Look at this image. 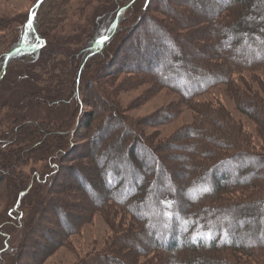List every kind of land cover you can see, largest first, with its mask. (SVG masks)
<instances>
[{"label":"rangeland","instance_id":"1","mask_svg":"<svg viewBox=\"0 0 264 264\" xmlns=\"http://www.w3.org/2000/svg\"><path fill=\"white\" fill-rule=\"evenodd\" d=\"M54 1L46 0L42 11L49 8ZM145 1L70 0L66 6L59 3L61 6L57 7L63 8L61 17L64 19L60 18L58 21L61 20L59 24L62 23L63 26L49 33V45L58 49L59 53L55 56L52 54L51 61L44 66L46 69L43 70L42 65H38L41 59L33 53L20 54L11 62L15 70L22 69L25 62H31L32 72L40 74L44 80L33 83V80H22L23 78L18 77L16 71L7 73L5 81L0 83V123L2 127L7 126L13 118L20 122L24 118L40 121V125L44 122V127L51 123V128L45 130L44 138L40 135L44 145H39L37 149L41 146V153L40 150L34 151L30 143L14 144L10 147L12 149L10 155L11 163L15 161L16 166L12 170L0 168V172L8 174L12 180L19 182L24 179L21 187L13 189L10 186L4 190L6 192L10 190L16 193L19 188L26 189L28 185L33 184L27 177H31L34 173L41 183L47 184L42 187L34 183L33 188H29L31 190L20 202V204H25V212L23 209L19 211V205L15 211L22 214L19 223H8L10 218L9 214H6V209L12 207L14 199L9 202L11 204L8 200L0 199V234L2 231L5 234V236L0 235V264H77L86 257L106 252L110 254L111 251L117 257L116 259L122 260L124 264H173L170 263L172 258L174 263L185 262L187 260L184 259L185 256L192 257L191 259L196 261V264L201 262L200 258H206L205 262H201L203 264H206V261L212 262L211 264H264V259H261L264 257V252L262 256L260 254L264 250V227L263 229L260 227L264 223V218L255 217L258 214L250 213V206L246 207L256 201V198L264 196V180H256L254 187L242 185L212 192L198 203L200 206L207 205L204 209L231 208V214L228 215L231 222L227 223L231 235L233 234L239 243L258 242L262 246L252 250L239 248L238 251L224 248L186 252L183 249L169 253L163 249H149L142 253L135 247L152 244L157 233H160L156 225L144 227L138 219H133L131 216L133 212L126 207L119 206L113 200L98 201L99 203L93 200L94 190L99 189L101 184L103 188L107 186L100 169L109 159V152H126L125 158L129 156L130 159L135 160H133L134 163L137 161L139 171L143 174V177L137 180L130 165L124 162L125 158L121 157L120 161L116 160L120 162L119 168L124 169L129 166L127 167L128 176H130L127 178L128 182L135 184V190H140L142 196L140 197L139 193L136 194L134 190L129 191L126 185H121L122 188L116 192L119 198L114 192H111V195L115 199L123 198V200L136 203L141 201L142 204L140 207L137 206V210L147 209L156 220L160 219L155 215L160 216L163 212L159 202L163 195L167 198L172 196L169 204L173 206V211L179 209L191 212L193 210V206L190 208L186 203L191 199L190 196H195L191 193L193 191L187 189L194 183L191 181L193 178L204 179L202 192H206L216 183V179L225 177L226 182H230L257 165L254 159L244 158L243 153V155L239 154L231 165L227 164L225 168L220 165L217 169L218 173H214L216 170L213 172L211 169L213 164L218 159L232 153L231 150L215 145L217 143L226 144L224 141L229 140L230 135L219 129L222 124L229 129H234L232 125L235 124V129H239L242 134L239 140L240 145L243 144L249 154L245 156L264 155V127L258 125L250 115L242 111L234 100L235 89L238 87L249 95L252 94L264 101V64L254 69L232 72L229 74L231 79L229 83L218 82L201 94L187 100L175 90L162 84L171 82L167 77L172 73L162 75L167 67L175 63L174 55L178 52H172L171 49L179 46V51H183L186 57L200 58L196 62L198 64L201 62L203 53L216 52L219 49V46H209L212 34L218 33L219 29H214L210 20L203 19L221 5L219 0H150L148 10H146L147 15H145L153 20L149 22L143 19L144 21L139 22V29L132 35L122 34L116 41L111 40L105 46L109 52L112 51L108 55L109 59L104 62V65H110L107 69L101 70L99 65L102 62L96 58L91 61L90 69L86 64V66L83 65L79 74L82 77L81 83L78 84L79 91L72 96L74 87L69 78L67 80L69 67L75 72L81 65L80 62L74 64L73 58L82 53L85 43L92 42L98 36L101 37L98 42L99 46L94 48L99 49L105 39L103 36L108 34L114 24V16L118 7L121 10V7L128 2H133L128 12L142 15L146 6ZM262 1L261 4L264 6V0ZM36 2L37 0H0V18L6 22L3 24L5 28L2 29V34L10 39L13 38V41L16 40L23 25L29 23L30 14L33 15L31 24L36 26L38 20L35 18V10L39 7H35ZM227 2L231 1L227 0ZM181 6L187 7L188 10L185 8L181 10ZM178 9L181 10L179 11L180 19L175 22L188 26L187 33L191 38L187 40L186 36H182L183 30L180 33L169 25V15L173 10ZM229 11H231L230 8ZM227 12L221 14L222 21L231 20ZM214 19L215 17L212 18L213 21ZM153 21L160 25L166 24L170 31L162 27L158 28ZM154 26L157 32L150 29ZM144 31L149 35L148 42H153L154 38L161 42L157 41L155 53L150 51L148 54H152L153 59H146L147 55H144L143 59L139 56V52L143 50L141 41L145 38L142 35ZM183 32H186V29ZM40 38H36L33 42L34 47L40 48L45 44V40ZM221 44L223 50L233 51V49L240 48L232 38L226 39ZM204 45L211 51L202 49ZM225 45L229 47L226 48ZM246 51L253 57L259 56V53L247 46ZM65 54L73 57L69 59ZM166 55L172 57L162 62V66L151 67L149 64L150 68H145L146 66L143 65L146 60L151 59V63L158 62L156 61L158 57H161L159 59L161 60ZM105 56L107 57L106 54ZM261 57H264V54H261ZM95 60L98 61L97 65L93 64ZM50 78L54 82L51 83ZM38 90H41L40 93ZM48 95H55L59 98L51 99L52 96L49 98ZM89 112L95 114L93 119L96 121L88 129L84 125L88 121ZM126 127L132 131L125 132ZM192 127L194 128L193 134L186 135L185 131ZM98 130L102 134H99L98 141L94 144L91 136ZM60 134L63 135L62 140L58 139ZM120 134L121 139L119 140ZM134 135L154 149L152 156L147 155V157L150 156L147 162H143L142 159L146 155L143 154L140 157L137 154L140 148H137L134 153L130 151V147L128 148L127 142L135 140ZM34 141H31L32 144ZM57 141H61V148L55 147ZM213 141L217 142L214 144ZM95 153L98 154L95 155ZM105 153L109 156L100 158ZM36 154L39 157L34 158L33 155ZM54 165L56 168L53 167ZM115 165H117L116 162ZM221 168L224 170L222 173L224 176H219ZM209 170L210 173L207 172ZM131 176L134 177L130 180ZM152 177L157 181L155 189ZM118 184V180L111 185L108 184L109 190L115 191ZM47 186H49V193H47ZM204 187L208 189L205 190ZM173 189L176 191L175 196L170 194ZM199 190L198 188L195 190L196 194ZM152 196L154 199H151ZM40 197L59 198L63 204H57V210H52L51 206L50 209L47 208L48 210L45 207L43 210L39 208L36 218L32 219L29 215L38 208L35 206ZM30 201L34 202L31 206L28 204ZM149 213H144L146 216L142 214L140 216L146 220ZM163 215H165L164 212ZM14 217L16 218L15 213ZM217 217L218 223H224L227 216L217 214ZM164 218L168 219L166 215ZM74 226L76 229L72 228ZM151 230L155 231L154 235ZM139 231V239L132 242L133 236ZM142 231L145 233H141ZM260 234L261 237L256 238ZM161 236L167 238L168 241V233L164 232ZM22 250L24 252H21ZM104 264H112V262L106 261Z\"/></svg>","mask_w":264,"mask_h":264},{"label":"trees","instance_id":"2","mask_svg":"<svg viewBox=\"0 0 264 264\" xmlns=\"http://www.w3.org/2000/svg\"><path fill=\"white\" fill-rule=\"evenodd\" d=\"M45 1L42 2V4L39 5L38 9L35 10V18L38 20L37 25L32 26L30 23H28L27 25H23L20 35L14 41H13V38L10 39V37H7L4 34H2V29L5 28L4 27L5 25L3 26V24H6V22L5 20H3V18H0V74L2 72L3 62H4L6 55L10 51H12L13 49L19 46L25 47L24 49H21L17 51L16 53H14L9 58L8 64L6 65L5 72L2 78L0 79V83L5 81L7 77L6 76L7 73L11 71H16L17 76L18 77L21 76L23 78L22 80H25V79H28L31 81L33 80V83H37V81L44 80V78H42L40 74L32 72L31 67H30V65L32 64L31 62L30 63L25 62L24 67H22V69L19 68L18 70L13 69V67L11 66V62L14 60L16 56L20 54L33 53L34 55L40 57L41 61L38 63V65L39 66L42 65L41 68L45 70L46 68H44V66L45 64L51 61L52 54H54L53 56H55L56 54L59 53L58 49H54L53 46L50 47L49 33L52 31L54 32L58 30L59 26L60 27L63 26L62 23L59 24L61 20L58 21L60 18L64 19L61 17L63 8L57 7V6H61V5L66 6L70 0H55L54 2H52V5L49 8L43 9L42 11V8H44ZM219 1H221V5L217 9H215L214 12L211 13V15L207 16L206 18H203L208 21L210 20L214 29L216 30L217 28L219 29L218 33L214 32L212 34L213 37H212V40L210 41L211 44H209V46H212V45L216 47L219 46L218 47L219 49H217L216 52L203 53L201 62L200 64H198L196 62L200 58L186 57V54L183 51H179V46H177L176 48L171 49L172 52L173 51H176V53L178 52L177 54L175 53L176 55H174L175 63L172 62L173 64L170 67H167L164 73L163 71L162 72L159 71L160 73H163L162 75H164L165 73L166 75L172 73V75L170 76L168 75L169 77H167L168 81L171 80V82H168L167 84L166 83H162V84L166 86L167 88L175 90L181 95V97H183L186 100L191 98L192 96L201 94L202 92L206 91L209 87L214 86L218 82L225 81L229 83V81L231 80L229 74L232 72H236L242 69L250 70V69H254L255 67L261 64H264V57H261V54H264V6H262L261 4V2L263 1L262 0H230L231 2H227V0H219ZM132 3L133 2H128L125 6L121 7V10H120V7L117 8V11L115 12V16H114L115 17L114 24H112V27L108 31V34L103 36L105 39H103L102 43L100 44L101 46L99 47V49H95L94 47L99 46L98 42L100 41V38H101L100 36H98L92 42L85 43L82 53L80 55H77L75 58H73L74 64H79L78 62H80L81 65L79 68H77L75 72L70 70V67H69L67 80L69 78L70 83L72 82V86L74 87V89L72 90L73 92L72 96L75 95V93L79 91L78 84H80L82 81V77H80L79 74L81 70L80 68L83 67V65L86 64L87 68L90 69V67L92 66L91 61H93V59L96 58V60L99 59L100 62H102L99 65L101 67V70L107 69L108 67H110V65L109 64L104 65V62H106V59H109L108 55H110L112 51L109 52V49H107L105 46L109 44L111 40L116 41L118 37H120V35L122 34L132 35L133 32L139 29V22L142 21L143 19H146L149 22L153 20L150 18V16H146L147 15L146 10H148L147 6H149L148 4L150 3V0L145 1L146 6L142 12L143 13L142 15H134L133 12L131 13L128 12V9L131 8ZM205 4L207 5L206 2ZM199 7L203 10L201 6ZM180 8L181 10H183L184 8L188 10L187 7L185 6H181ZM229 8L231 11H229ZM181 10L180 9H178L177 11L173 10L171 14L169 15L170 23L169 22L168 23L174 30L176 29L180 33H181V30L185 31L186 29V32L182 31V34L183 33L185 34V35L183 34L182 36H186L187 37L186 40H187L188 38H191L188 36V33H187V29H189L188 26H185L183 24L179 25L178 22H175L178 19H180L179 11ZM44 11H48V12L43 13ZM226 11H228L227 15L231 17V20L222 21L223 17L221 16V14ZM203 12L205 11L203 10ZM213 17H215L214 21L212 20ZM155 24H156L155 26H158V28L162 27L163 29L165 30L167 29L170 31V28L166 24L160 25L156 22ZM155 26L150 27V29L151 30L153 29L154 31L155 29H157ZM154 32H157V31L155 30ZM147 34L148 33L146 31H144L142 34L145 36V38L141 41V46L143 50L139 52V56H141L143 59L144 55L145 56L147 55L146 59L148 58L153 59L154 57L152 56V54L151 55H148V54L150 53V51L155 53L157 41L159 43L161 42L157 38L152 39L153 42H148L147 40L149 39V35ZM226 35H229V36H226ZM35 36L36 38L41 37L42 39L45 40V44H43L40 48H36L33 46V42L36 41ZM230 37L234 39V43L238 45L240 48L233 49V51H228L226 49L223 50V46L221 43L225 42L226 39L230 40L231 39ZM168 42L171 43L172 41H168ZM214 42L216 43L214 44ZM186 43L188 44V42ZM225 46L226 48L229 47L227 45ZM246 46L252 49L253 51L259 53V56L253 57L252 55H249V53L246 51ZM197 47L199 46L197 45ZM201 48L207 49V51L209 49L205 45ZM209 51L211 50L209 49ZM105 54L107 55V57L105 56ZM65 55L69 59L73 57L72 55L70 56L69 54H65ZM171 57L169 55H166V57L164 58L162 57L161 60H159L161 57H158L157 58L158 60H156L158 62L153 61V63H151L150 62L151 59H149V60H146V62H144L145 64L143 65L144 67L146 66L145 68H150V66L156 67L157 65L162 66L163 65L162 62H165L171 59ZM224 58H225V61H224ZM96 60L93 63L95 65L98 64V61ZM88 63H89V66H88ZM100 67L97 68L98 72L100 71ZM158 75L160 74L158 73ZM52 82H54L53 79H51V83ZM40 91L38 90L39 93ZM247 95L249 94L244 92L241 88L236 87L235 95H234V100L236 102V105L242 111L250 115L251 118L258 125H260L261 127H264V101L257 99L252 94L249 96ZM48 96L49 98L52 96L51 99H53L54 97L59 98L58 96H55V95H48ZM245 99L247 101H243ZM90 113L91 112H89L88 114L89 116L88 121H86L84 125L88 129L92 127L93 122L96 121L93 119L95 117V114H92V113L90 114ZM31 118L33 117L31 116ZM50 125H47L46 127H44V122L40 125V121L25 120L24 118L21 122L18 119L16 120L13 118L11 122L7 124V126L5 127H2V123H0V168L12 170L13 167L16 166L15 161L11 163V155H10L12 151L10 147L14 144L18 145L19 143L22 142V145H24L26 143H30L34 151L40 150L39 152L41 153V146L39 147V149L37 148L39 145H44L43 138H44V134L46 133L45 130H47V128H51ZM232 126H234L232 127L234 129H229L228 127H225L223 124L219 126V129L224 130V132L227 135H230L229 137L230 141L229 140L228 142L224 141L226 144H223V143L215 144L217 141L212 142L215 145L220 146L226 150H231L232 153L228 156H224L223 158L218 159L213 164L211 169H213V172L216 170V172H214L216 174L218 173L217 169L220 167V165H223L224 168L226 167L227 164L231 165L234 159H236L239 154L243 155V153H244V158L254 159L255 161H257V165L255 166L253 165L254 168H251L248 172H244L240 174L239 177H237L236 179L230 182H226L225 177L216 179L215 180L216 183H214L211 189L206 188L208 189L206 192L205 191L202 192V188L204 186V182H203L204 179L198 178L196 180L195 178H193L191 181H193L194 183H192L191 187H188L187 189L188 191H193L191 193L192 195L195 194V196L194 197L190 196L191 199H189V201L186 202L190 208L193 206L192 207L193 210L191 212H184L179 209L173 211V206L169 204L172 199V196H168L167 198L166 195H163L162 197H160L159 202L161 203L163 212L168 217V219L164 218L165 215H163V212H161L160 216L155 215L157 216L158 219H160V220H156L153 218V216H151V214L147 211V209H143V210L140 209L139 211L137 210L138 207H140L142 204L141 201L136 203L133 201L131 202V200H123V198L118 199L119 197L116 192H119L118 190L122 188L121 185H126L127 186L126 188H128L129 191L134 190L136 194L139 193V196L140 197L142 196V193L140 190L138 189L135 190L136 188L135 184L128 182L127 178H129L130 176H128L129 171L127 170V167L129 166H126L124 169L118 167V165L119 166L121 165H120V162H117L116 160L120 161V158L121 157L125 158L127 154L126 152L120 153V151H114L113 153L109 152L110 156L109 154L107 155L106 153L100 156V158L103 156H109V159L107 160V162L100 169V172L102 171V175L101 174L100 175L104 177V180L106 181L107 186H105L106 188L105 187L103 188L101 184L99 186L100 187L99 189L97 188L96 190H94V192L92 193L93 200H95L96 202L98 201L105 202V201L113 200L114 202L118 203L119 206L121 205L122 207H126L131 212H133L131 213V216L133 217V219L134 218H136V220L138 219L139 222L142 223L141 225H143L144 227L151 226L152 224L154 226L156 225L157 227L156 229H159L160 233L159 234L157 233L156 238L152 241V244L141 246V247H135L139 252H142V253L145 250H149V249H153V250L163 249L166 252L174 253L176 252V250H183V249H185L186 252H197L198 250H203V249L207 251H211V250H219V249H224V248H230V249L239 251V248H242V250H244V248H247L248 250H252L254 248H258L259 246L262 247L261 245L258 244V242L257 243L250 242L249 244H247L246 242L239 243L238 241H236L233 234L231 235L230 228L227 224L231 222V220L228 218V215L231 214V208L223 209L220 207L217 209L216 208L204 209V208H207V205L200 206L198 204L199 201L203 197L209 195L212 192L215 193L216 191L219 192L223 190L224 188H231V187L242 186V185H249V186L254 187L256 184L255 183L256 180H264V170H262V168H264V155L253 154L250 156H245L249 154H248V151H246L247 148L243 147L244 146L243 144L240 145L241 142L239 140L241 139L240 137L242 134L239 131V129L237 130L235 129L236 128L235 124ZM124 131L129 133V131L131 132L132 130L126 127ZM185 132H186V135L193 134L194 128L192 127L190 129H187ZM205 132H208V131L205 130ZM99 134H102V133L99 132L98 130L97 132H95V134H93V136H91V139L94 140V144L97 143L98 141L97 138ZM40 135H42L43 138ZM133 137L135 138V140H129L127 142L128 148L130 147V151L133 153L135 152L137 148H140V152L137 154L140 157H142L143 154L146 155V157H142V159H143V162H147L150 156H152L154 149L150 147L149 145L143 143L138 138H136L135 135ZM61 138H63V135L62 134L58 135V139L62 140ZM118 139L119 140L121 139V134ZM32 140H35L33 144L31 142ZM55 147L61 148L62 147L61 141L55 142ZM105 148L107 149V146ZM158 148L159 146L156 147V150H158ZM66 149L69 150L70 148L69 149L66 148ZM104 151L106 152V150ZM97 154L98 153H95V155ZM147 155H150V156L147 157ZM33 157L35 158L39 156H37L36 154V155H33ZM180 157L181 156H179V158ZM126 158H125L126 161L124 160V162L128 163L127 165H130L136 179L139 180L140 178H142L143 174H141L139 171V163H137V161L136 163H134L133 162L134 159L133 160L130 159L129 156H127ZM115 162L117 163V165H115ZM182 162H186V161L182 160ZM236 165H239V164H236ZM53 167L56 168V165H54ZM222 169L223 168H221L219 172L220 173L219 176H224V174H222L224 170ZM106 171L108 174L107 176H106ZM207 172L210 173V170ZM204 175L205 174L203 173V176ZM133 177L134 176H131L130 180ZM27 179L30 180V182H32L33 184L38 183V185L42 187L44 185H47V184L41 183L40 180L36 178L35 173L31 174V177H27ZM27 179L25 177V180ZM151 179H154L152 183L155 189L157 187V181H155V178L153 177ZM117 180L119 182L117 189H115V191L109 190L108 184L111 185ZM45 182L47 181L45 180ZM23 183H24V179L19 180V182H17L14 179L12 180V177H10L8 174L5 175L4 173L0 172V199L8 200V203L11 201V199H14L13 204L9 203L11 204L12 207H9L8 209H6V214L8 213L9 214L8 216L10 218L8 223H11V222L19 223L21 221L22 214L21 212H15L16 208H18V205H19V208H18L19 211H22L23 209L25 212V208H24L25 204L24 203L20 204V202L22 201L24 195H26L33 188L34 185L30 184L27 186L26 189L19 188V190H17L16 193H13V191L11 192L10 190L8 192L4 190H7L10 186H12L13 189L14 188L16 189L17 187H21V184ZM30 187L31 189L29 190ZM88 188L90 189L89 186ZM197 188L198 190L200 189L199 190L200 193L198 192L199 194L198 193L196 194L195 192ZM48 191H49V186H47V193H49ZM111 192H114L115 196L118 198L115 199L111 195ZM122 193L125 195L123 191ZM170 194L175 196L176 191L173 189L170 191ZM151 199H154V196H152ZM58 200L59 198H54V197L53 198L51 197L49 199H46V197L38 198L37 200L38 204L35 206L38 208H36L37 210L34 209L35 212L33 211L29 215V217L30 218L32 217V219H35L36 213L38 214L40 209L41 210L45 208L50 209V206L52 210H57L56 209L57 204L59 203L63 204L61 200H59V202ZM32 202L33 201H30V203L28 202V204L31 206L32 204H34V202L33 203ZM249 206L251 208V210H249L250 213L252 214L257 213L258 216L256 215L255 217L264 218V196L260 198H256V201L250 203L249 205H246V207H249ZM14 213L16 215V218L14 217ZM144 213L150 214L149 216H147V219L145 218L146 220H143L140 216L141 214L143 216H146L144 215ZM217 214L218 215L225 214L227 216L226 219L224 220V223L217 222V219H218ZM260 227L263 229L264 223H262ZM72 228L76 229V226ZM156 229L154 230L156 231ZM154 230H151L152 235L155 234ZM164 232L168 233V241H167V238H165L164 236L163 237L161 236ZM141 233L144 234L145 232L142 231ZM2 234L5 236L3 231L1 232L0 235ZM139 237H140V231L137 232L135 236H133L131 241L133 242L135 239L136 240L139 239ZM257 237L260 238L261 234L259 236H256V238ZM28 238H30L29 235H28ZM21 252H24V251L22 250ZM112 252L113 251H111L110 254L109 252H106L105 254H95L92 257H86L82 259L81 261H78L77 264H104V262L106 261L110 263L112 262V264H124L122 260L116 259L117 257L113 255ZM263 252L264 250L261 251L260 253L261 256ZM192 254H195V253H192ZM191 258L192 257L187 258L185 256L184 259H187L185 262L178 261L177 263L176 262L174 263L173 258H172V260H170V263L196 264V261H194ZM205 259L200 258L199 260L201 262L202 261L205 262ZM261 259H264V257H262ZM201 262L198 264H203ZM211 263L212 262L206 261V264H211Z\"/></svg>","mask_w":264,"mask_h":264},{"label":"water","instance_id":"3","mask_svg":"<svg viewBox=\"0 0 264 264\" xmlns=\"http://www.w3.org/2000/svg\"><path fill=\"white\" fill-rule=\"evenodd\" d=\"M42 1H43V0H37V2H36V4H35V7L39 6V5L42 3ZM32 17H33V15L30 14V16H29V23H30V24H31V22H32ZM31 25H32V24H31ZM24 48H25L24 46H19V47L13 49L12 51H10V52L6 55V57H5V59H4V62H3V67H2V72H1V74H0V79L2 78V76H3L4 72H5L6 65H7V62H8V60H9V58H10L14 53H16L17 51H19V50H21V49H24Z\"/></svg>","mask_w":264,"mask_h":264}]
</instances>
